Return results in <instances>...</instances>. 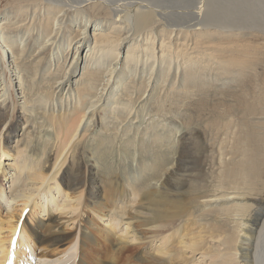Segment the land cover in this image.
<instances>
[{
    "label": "bare ground",
    "instance_id": "bare-ground-1",
    "mask_svg": "<svg viewBox=\"0 0 264 264\" xmlns=\"http://www.w3.org/2000/svg\"><path fill=\"white\" fill-rule=\"evenodd\" d=\"M9 122L0 264H264V0H0Z\"/></svg>",
    "mask_w": 264,
    "mask_h": 264
},
{
    "label": "rangeland",
    "instance_id": "rangeland-1",
    "mask_svg": "<svg viewBox=\"0 0 264 264\" xmlns=\"http://www.w3.org/2000/svg\"><path fill=\"white\" fill-rule=\"evenodd\" d=\"M83 54H84V50L81 52V55L79 56V62L77 63V68H76V70H72L73 72L69 75V78L72 80V81H74V78L76 77V75H78L79 74V72H80V68H81V65H82V61H83ZM76 71V72H75ZM76 73V74H75ZM65 86H66V84H65ZM64 86V87H65ZM66 92V89L65 90H63L62 92H61V95L62 94H64ZM17 100V103H19V99H16ZM156 100H158V99H156ZM155 100V101H156ZM16 107H17V105H16ZM9 125H10V122H9V124L7 125V123L6 124H3L1 127H0V130L2 129V131H5L8 127H9ZM20 125H23V123L21 122V124ZM17 135L19 136L20 135V132H21V128H19L17 131ZM198 134H199V136H200V140H201V142L205 145L206 144V139L204 138V134H203V131H202V129L201 128H199L198 127ZM14 138L16 137V136H13ZM14 138H10L8 141H7V144L8 143H10V142H12L13 140H14ZM88 148V145H85V147H84V149H87ZM189 152H190V154H189V156H187V158H186V161H189V162H191V163H193V160H195L196 158H197V156L200 158V159H202L203 157H207L208 156V150H206L205 152H201V150H200V146L199 145H194V146H192V147H190L189 146ZM49 151V149L46 151V152H48ZM4 158H5V160H6V162L7 161H10V158H6V157H2V160H4ZM9 159V160H8ZM43 160V159H42ZM201 162V161H200ZM95 162H94V160L93 159H91V158H89V156L87 157V164H88V166H90V165H92V164H94ZM119 164H121L120 163V161L119 160H115L114 162H113V165H114V167H117ZM194 164H191V167L193 166ZM0 168L2 169V168H8V164H6L5 162H1L0 163ZM205 168H206V166H203L202 168H201V172L202 173H204L205 172ZM8 170V169H7ZM7 170H6V172H7ZM7 176H8V174H7ZM99 176H100V174H99ZM7 178V177H6ZM2 179H4V178H2ZM3 184H4V186H5V188L7 187V185L9 184V181L7 182V180L5 179V181L3 182ZM6 190H8V188L6 189ZM19 214H20V211H19V209H17L15 212H14V218L15 219H17L18 218V216H19ZM122 219V217H119V219H117V220H115V225H116V227H115V229H116V231H117V234H120V235H125L124 233L122 234V232H124L125 231V227L127 226L126 224H124V220L123 221H120ZM102 224V223H101ZM8 242V241H7ZM156 243L155 244H153V246L151 247V248H153L154 247V245H156V246H161V243H160V241L158 240V241H155ZM136 244V242H132V245L131 246H129V249H130V251H133L132 249H134V245ZM39 252V249H35V251L33 252L34 254L35 253H38ZM212 259V258H211ZM208 256L207 257H201L199 254H196L195 255V257L194 258H191V261H187L186 262V264H211V262H212V260H211ZM215 259V258H214ZM201 260H203L204 262H199V261H201ZM216 260V259H215ZM216 262V261H215ZM212 264H214V263H212Z\"/></svg>",
    "mask_w": 264,
    "mask_h": 264
}]
</instances>
